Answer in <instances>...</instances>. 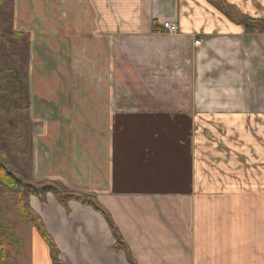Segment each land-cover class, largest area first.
Segmentation results:
<instances>
[{
	"label": "crops",
	"instance_id": "obj_1",
	"mask_svg": "<svg viewBox=\"0 0 264 264\" xmlns=\"http://www.w3.org/2000/svg\"><path fill=\"white\" fill-rule=\"evenodd\" d=\"M225 1L232 17L208 0H14L13 26L30 34L33 179L96 195L137 264H264L224 251L264 230V193L243 182L264 180V35L240 21L264 19V0ZM119 73L152 87L126 98L143 102L186 74L197 103L118 109ZM29 204L63 264H128L90 207ZM31 235V264H52Z\"/></svg>",
	"mask_w": 264,
	"mask_h": 264
},
{
	"label": "trees",
	"instance_id": "obj_2",
	"mask_svg": "<svg viewBox=\"0 0 264 264\" xmlns=\"http://www.w3.org/2000/svg\"><path fill=\"white\" fill-rule=\"evenodd\" d=\"M228 14L225 0H208ZM14 0H0V264H10L17 235L14 217L25 219L48 249L52 264H63L59 249L41 216L30 206V197L46 203L52 195L66 214L69 203L90 207L106 222L114 251L123 252L128 264H137L116 224L96 195L71 189L57 180L36 181L32 175V122L30 119V34L13 26ZM234 20V19H233ZM251 32L264 35V19L243 17ZM151 30L159 31L153 21Z\"/></svg>",
	"mask_w": 264,
	"mask_h": 264
},
{
	"label": "rangeland",
	"instance_id": "obj_3",
	"mask_svg": "<svg viewBox=\"0 0 264 264\" xmlns=\"http://www.w3.org/2000/svg\"><path fill=\"white\" fill-rule=\"evenodd\" d=\"M28 1L29 0H26V2ZM198 43L199 41L196 44ZM253 72H254V69H253ZM61 74H63V72L57 69L54 72L50 71L49 76L55 75V76L65 77V75H61ZM53 76H50L51 82L52 81L56 82ZM122 76L119 73V78H121L122 80H119L117 87H115L117 90V96H118V101H117L118 109H122L123 107L134 108V109H142V108L149 109L150 108V109H156V110L164 108L170 111H178V110L189 111L190 108L196 105L197 103V101L194 100V97L190 94V92H192L193 84H191L187 80L188 76H186V74L182 75L179 81H174L173 84L171 82L167 83L165 88H162V86H159L156 90V93H154L155 98L157 97L159 99L157 100L151 99V100L144 101V102L143 100L142 101L141 100L133 101L132 99L126 100V98L130 97L131 93L132 94L134 93L136 96H139L140 98H142V96H144L145 94L144 93L145 88L149 87L150 90H148V92H153L152 87L149 84L147 85L141 84L139 83L140 81H138L137 83V81L134 79L132 81L128 80V82H125L124 73L122 74ZM250 80L251 82H249L250 83L249 86H252L253 85L252 78H250ZM131 82L133 83L131 84ZM236 87H238L237 92L241 91V84H236ZM47 92L50 93V91H47ZM152 95L153 93L151 94V96ZM251 95H253V93ZM167 96H170V98H168ZM261 103L264 104V101L263 102L261 101ZM218 168H220V166L215 164V172L218 171ZM261 178H263L262 175L255 177V178H251L248 175H246L245 180L243 181L246 186L245 188L249 190V192L254 190V191H258L259 193H264L262 192L263 190H261V189H264V180L260 181ZM243 216H244V213H241V218ZM13 229L15 230L14 232L17 235V237L15 241L16 242L15 249L13 251L10 264H31L32 255L34 253L32 249L33 247V244H32L33 236L31 235V233L33 232L32 227L25 219L17 215V217H14ZM246 234H250L249 230L247 231ZM245 242L246 243L243 242L241 244H230L227 249H224V251L229 254H235V253L252 254V252H255V251L263 253L264 252V230L262 231V234L259 238L256 237V234H254L253 236H251L249 240ZM246 258H251V257H246ZM243 262L248 263V261H243Z\"/></svg>",
	"mask_w": 264,
	"mask_h": 264
},
{
	"label": "built area",
	"instance_id": "obj_4",
	"mask_svg": "<svg viewBox=\"0 0 264 264\" xmlns=\"http://www.w3.org/2000/svg\"><path fill=\"white\" fill-rule=\"evenodd\" d=\"M163 26L165 28H167L170 32L176 31V26L175 25H172V24H170L168 22H164Z\"/></svg>",
	"mask_w": 264,
	"mask_h": 264
}]
</instances>
